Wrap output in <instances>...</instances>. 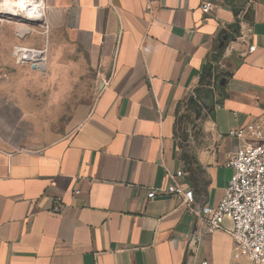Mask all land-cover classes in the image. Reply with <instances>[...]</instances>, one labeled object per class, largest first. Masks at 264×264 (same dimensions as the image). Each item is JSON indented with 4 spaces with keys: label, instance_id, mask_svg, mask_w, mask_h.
<instances>
[{
    "label": "crops",
    "instance_id": "crops-1",
    "mask_svg": "<svg viewBox=\"0 0 264 264\" xmlns=\"http://www.w3.org/2000/svg\"><path fill=\"white\" fill-rule=\"evenodd\" d=\"M204 1L46 0L50 83L68 69L50 115L79 116L62 132L0 15V264L243 263L227 231L148 198L182 169L196 206L217 204L230 130L264 118V0Z\"/></svg>",
    "mask_w": 264,
    "mask_h": 264
},
{
    "label": "built area",
    "instance_id": "built-area-1",
    "mask_svg": "<svg viewBox=\"0 0 264 264\" xmlns=\"http://www.w3.org/2000/svg\"><path fill=\"white\" fill-rule=\"evenodd\" d=\"M158 2L160 0H146L147 8L152 9ZM214 6L212 1L206 0L201 9L210 13ZM255 49L254 45L250 47L251 52ZM229 136L239 143L226 163L232 175L217 204L197 207L194 190L182 180L185 174L182 169L170 173L171 182L166 187L152 189L148 198H155L161 192L179 199L187 209L202 217L209 233L227 231L236 251L243 252L251 264H264V118L237 125ZM74 192L78 194L80 190ZM60 206L57 203L55 208ZM226 221L230 222L229 227ZM202 264L208 262L205 260Z\"/></svg>",
    "mask_w": 264,
    "mask_h": 264
},
{
    "label": "rangeland",
    "instance_id": "rangeland-1",
    "mask_svg": "<svg viewBox=\"0 0 264 264\" xmlns=\"http://www.w3.org/2000/svg\"><path fill=\"white\" fill-rule=\"evenodd\" d=\"M5 16H7V18L5 19V23H7L13 28V30L18 35V39L22 41V43H26L29 46V51L24 54L25 59L28 60L29 66H33V64H36L37 67L41 68L40 69L33 67L34 69H37L34 70L33 74L37 75L42 79L43 84H40L39 87L41 88V90H43L44 93L42 97L43 101L44 103H49V105H51V108L48 110L49 115L45 117L46 119L52 118V120L56 124L55 127L58 129L59 132H62V130L65 128L64 125H68L74 122L75 120L77 121L79 119V116L61 115V112H59V114L57 115H50L55 111V108L58 104H62V97L64 96V94L66 95L67 93L66 90L68 89V84L66 80L68 76V69L64 67L59 70V76L65 78V83H60V85L56 82L50 83V76H52V74L56 75L57 71H51L50 69L51 51L47 22H45L44 24L32 22L28 23L23 20V15ZM20 16H22L21 19ZM35 49L44 50L45 53L41 55L38 51H35ZM78 71L81 70H77L76 72ZM59 87L64 88L65 90H62ZM55 89L56 92L54 91ZM89 89L90 84L88 83L87 79H85L84 81L82 79H80V81H77L75 95L76 114L79 110L80 105L86 102L85 98ZM239 253H241L242 257L244 258L242 264H251L250 260L243 252L239 251Z\"/></svg>",
    "mask_w": 264,
    "mask_h": 264
},
{
    "label": "bare ground",
    "instance_id": "bare-ground-1",
    "mask_svg": "<svg viewBox=\"0 0 264 264\" xmlns=\"http://www.w3.org/2000/svg\"><path fill=\"white\" fill-rule=\"evenodd\" d=\"M1 15H23L25 22L45 23L46 22V1L45 0H1ZM22 16H20L21 19Z\"/></svg>",
    "mask_w": 264,
    "mask_h": 264
},
{
    "label": "water",
    "instance_id": "water-1",
    "mask_svg": "<svg viewBox=\"0 0 264 264\" xmlns=\"http://www.w3.org/2000/svg\"><path fill=\"white\" fill-rule=\"evenodd\" d=\"M37 23H38V22H37ZM33 67H34V68H38L36 64H33Z\"/></svg>",
    "mask_w": 264,
    "mask_h": 264
}]
</instances>
